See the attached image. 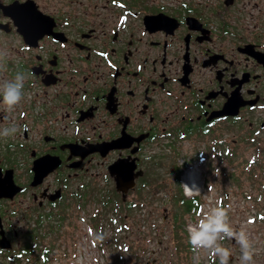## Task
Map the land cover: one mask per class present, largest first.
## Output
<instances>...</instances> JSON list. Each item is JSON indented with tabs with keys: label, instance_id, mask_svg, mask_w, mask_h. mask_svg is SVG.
I'll return each instance as SVG.
<instances>
[{
	"label": "flooded vegetation",
	"instance_id": "1",
	"mask_svg": "<svg viewBox=\"0 0 264 264\" xmlns=\"http://www.w3.org/2000/svg\"><path fill=\"white\" fill-rule=\"evenodd\" d=\"M0 53V81L26 76L18 105L0 98V131L17 128L0 137V264H52L82 211L134 208L122 167L129 196L162 159L186 173L264 145V0H0Z\"/></svg>",
	"mask_w": 264,
	"mask_h": 264
},
{
	"label": "rangeland",
	"instance_id": "2",
	"mask_svg": "<svg viewBox=\"0 0 264 264\" xmlns=\"http://www.w3.org/2000/svg\"><path fill=\"white\" fill-rule=\"evenodd\" d=\"M183 158L177 159L178 165ZM242 158L229 167L227 162L216 160H211L207 168L201 160L191 162L192 168L200 170L203 184L201 192L192 196L183 191L185 170L177 176L168 159L158 161L153 175L148 176L150 189L126 197L134 200V208L116 205L114 211L106 212L100 202V215L93 219L94 223L91 213L82 211L75 227L65 224V232L57 239L58 246L52 253V264H219V257L210 250L194 249L188 242L189 228L218 205L228 211L234 230L243 228L249 234L255 249L254 264H264V145L244 149ZM199 187L200 182L196 189ZM180 188L187 199L200 196L199 212L187 211L180 203ZM89 225L94 229L97 245H91L90 256L89 243L85 241ZM221 243L231 250L229 264H240V248L235 239L225 238Z\"/></svg>",
	"mask_w": 264,
	"mask_h": 264
},
{
	"label": "clouds",
	"instance_id": "3",
	"mask_svg": "<svg viewBox=\"0 0 264 264\" xmlns=\"http://www.w3.org/2000/svg\"><path fill=\"white\" fill-rule=\"evenodd\" d=\"M3 53H0V59ZM26 76L17 72L12 80L0 81V98L2 102L12 109L18 105L23 98V88ZM8 118L5 117V120ZM15 126L0 131V137H8L15 134ZM188 242L194 249H207L219 257V264H229L231 250L222 245L225 238L235 239L240 248V264H254V246L249 234L243 228L239 231L233 229L229 223L228 211L222 206H216L209 212L204 213L197 224L189 228Z\"/></svg>",
	"mask_w": 264,
	"mask_h": 264
},
{
	"label": "built area",
	"instance_id": "4",
	"mask_svg": "<svg viewBox=\"0 0 264 264\" xmlns=\"http://www.w3.org/2000/svg\"><path fill=\"white\" fill-rule=\"evenodd\" d=\"M185 180L183 182V187H184V192L186 194H188L189 196H192V195H195L197 194L198 192H201L202 188L201 186L203 185L202 184V181H201V172L198 170V168L196 167H189L185 173ZM195 179L196 180V183L194 186L190 187L189 186V183H191V179ZM198 182H200V187L199 189L197 190L196 187L198 186ZM189 191V192H188ZM87 233H86V240L88 243H89V249L87 250V253H89V256H90V252L89 250L91 249V245L92 247H95L97 248V245H96V235H95V232H92L90 231L88 228L86 229Z\"/></svg>",
	"mask_w": 264,
	"mask_h": 264
},
{
	"label": "water",
	"instance_id": "5",
	"mask_svg": "<svg viewBox=\"0 0 264 264\" xmlns=\"http://www.w3.org/2000/svg\"><path fill=\"white\" fill-rule=\"evenodd\" d=\"M111 170H114V166L111 167ZM128 168L122 167L120 170L115 171L116 172V184L117 189L123 191V198L125 199L127 196V190L133 186L134 184V176L128 174Z\"/></svg>",
	"mask_w": 264,
	"mask_h": 264
},
{
	"label": "trees",
	"instance_id": "6",
	"mask_svg": "<svg viewBox=\"0 0 264 264\" xmlns=\"http://www.w3.org/2000/svg\"><path fill=\"white\" fill-rule=\"evenodd\" d=\"M179 174H180V169L177 172V176ZM230 177H233V176L230 175ZM234 179H236V178L234 177ZM179 192H180L179 193V197H180L179 201H180V203L183 204L184 208L187 211H193V212H196L197 213V212H199L201 210V199H200V196H195V197H192V198L187 199L186 197H184V194L181 191V188L179 189Z\"/></svg>",
	"mask_w": 264,
	"mask_h": 264
},
{
	"label": "bare ground",
	"instance_id": "7",
	"mask_svg": "<svg viewBox=\"0 0 264 264\" xmlns=\"http://www.w3.org/2000/svg\"><path fill=\"white\" fill-rule=\"evenodd\" d=\"M202 177V176H201ZM195 180L194 179H191V183H189V186H190V184H191V186L190 187H192V186H194L195 185ZM189 192V191H188Z\"/></svg>",
	"mask_w": 264,
	"mask_h": 264
}]
</instances>
